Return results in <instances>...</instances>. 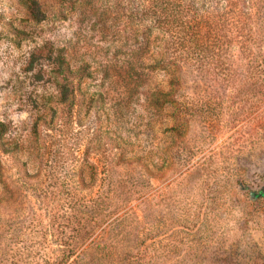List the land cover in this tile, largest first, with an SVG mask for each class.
<instances>
[{"label":"rangeland","instance_id":"rangeland-1","mask_svg":"<svg viewBox=\"0 0 264 264\" xmlns=\"http://www.w3.org/2000/svg\"><path fill=\"white\" fill-rule=\"evenodd\" d=\"M176 1L0 0V264H264V0Z\"/></svg>","mask_w":264,"mask_h":264},{"label":"trees","instance_id":"trees-1","mask_svg":"<svg viewBox=\"0 0 264 264\" xmlns=\"http://www.w3.org/2000/svg\"><path fill=\"white\" fill-rule=\"evenodd\" d=\"M174 1V2H173ZM168 3H166V1L164 0H156L155 4H156V8H155V12L156 14L159 16V13H164L163 11H169V10H173L174 13V16H178L177 18H181L182 17V12H180V9H178V5H176L177 1L176 0H173ZM0 126H1V131H0V147H2V149L5 151V152H11L12 150L5 147L6 146V142H5V139H3V136H2V130L5 126V124L3 122L0 123ZM13 152V151H12ZM62 251V259L63 260H68L69 258H71V255H72V252L71 250L67 249V248H64L61 250Z\"/></svg>","mask_w":264,"mask_h":264}]
</instances>
